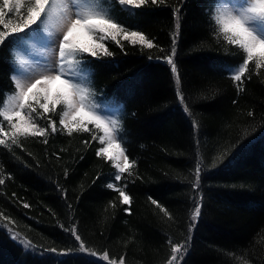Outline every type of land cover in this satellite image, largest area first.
I'll use <instances>...</instances> for the list:
<instances>
[{"label": "trees", "instance_id": "16d2710c", "mask_svg": "<svg viewBox=\"0 0 264 264\" xmlns=\"http://www.w3.org/2000/svg\"><path fill=\"white\" fill-rule=\"evenodd\" d=\"M102 1L115 23L153 42L148 49L122 35L119 44L106 37L103 45L112 56L103 55V49H98L100 59L79 55L95 97L121 107L118 138L135 164L121 174L115 161L97 156L102 129L93 123L89 131L69 135L59 123L63 104L44 114L56 122L57 132H51L48 119L37 117L38 126L48 128L45 136L19 137V145L10 148L0 145L5 181L0 185V264H110L100 258L105 251L111 260L123 257L124 264H168L172 244L182 246L177 264H264V68L250 61L243 82L234 81L231 70L244 54L212 16L218 0H164L139 9ZM176 7L181 8L178 32ZM20 15H7L9 27L0 31L10 32L22 22ZM32 33L26 30L0 45V107L16 89L14 49ZM174 34L175 74L164 59L172 55ZM29 102L42 112L29 100L25 117ZM0 126L11 134L3 116ZM197 161L204 169L199 189L193 187ZM120 189L129 204L121 203ZM194 201L201 207L195 221ZM73 226L86 251L65 231ZM22 240L32 247L26 249Z\"/></svg>", "mask_w": 264, "mask_h": 264}, {"label": "snow or ice", "instance_id": "6c2138e0", "mask_svg": "<svg viewBox=\"0 0 264 264\" xmlns=\"http://www.w3.org/2000/svg\"><path fill=\"white\" fill-rule=\"evenodd\" d=\"M78 11L72 12L71 8L67 3L61 5L63 12L59 15L57 30L55 32H49L47 39L58 46L59 60H53L49 65L43 66L42 70L38 73L39 79L30 78L27 81L21 80L19 78L13 77L15 81L16 94L12 97L13 105L0 111V116H3L4 120L8 122L11 129V134L6 132L2 126H0V136L8 137L11 141L9 144L8 140L0 138V145L5 147H11V145H19V137L23 136H45L48 132V128L39 127L35 122L37 117L49 120V127L52 133L58 131L56 122L50 118L44 117L45 113L55 112L56 106L58 104H63L65 106V111H63L59 123L63 126V129L67 130V133L71 135L73 131H89L88 124L82 123L76 120V115L83 112L86 108L89 109L87 115L89 117V123L95 124L96 128H103L105 136L108 137V147H102L97 151V156H104L113 161L117 160L116 155H112L109 152V147L113 145L114 140V128L104 119V116L98 114L97 111L93 109H98L99 106L91 104L89 102L90 90L80 86L73 82V77H77L81 69L77 68V71L72 73V76L62 80V83L66 85L68 91L66 95H57L55 100H51L48 94L41 97L38 91H33L34 89L43 88L45 84L52 80H61V77L65 75V64L64 61L67 57H76L82 54H89L93 59H100L101 52L98 49H103V55L112 56L113 54L108 51L103 44L89 46L84 43H77L74 33L77 29H85L88 33H96L97 31L104 33L106 36L110 37L112 41L117 44L120 43L117 40L118 36H123L124 40L130 41L131 44H140L146 46L148 49L153 47V42L148 39L143 32L139 31H127L123 27V23H114L113 19L108 18L106 11L102 10L99 6L98 0H73ZM121 6H134V8L139 9L141 6H146L149 2L152 5L162 4L164 0H118ZM50 0H28L27 5L25 0H2L0 3V27L7 29L8 24L5 23V17L10 15L13 11L20 15V20L22 22L11 26L9 31H0V45L10 42L12 39L18 37L20 34L27 31L39 30L40 25L45 23V17L49 15ZM26 8V14L24 13ZM129 12L132 11L131 8L128 9ZM181 12L180 7L173 9V15L176 16V27L177 32L180 28V17ZM216 23L220 25V31L225 34V38L232 45H238L240 49L243 50V62L238 68L234 69L235 75L233 77L236 82H243L242 78L246 71L250 70L249 62H255L256 69L264 68V52L259 55L255 54V49L257 46L264 48V33L258 31L254 26L256 21H264V0H240V2L233 3L232 0H222L221 5L217 8V13L215 16ZM176 35L174 34L172 40V55L166 56L164 59L167 64L171 66L172 73H177V66L173 56L176 54ZM122 47V46H121ZM80 61H76L75 65H68V67L78 66ZM50 73V74H49ZM82 78V77H81ZM177 85V95L180 102H184V96L180 91V77L176 76ZM240 85L237 84L239 90ZM29 96L35 104L39 105V109L42 112H37L33 103H27V109L29 110V115L25 117L22 115V110L25 109V102L28 101ZM187 112L188 109L185 108ZM33 113L36 115L34 116ZM75 113V115H72ZM190 114V113H189ZM252 115V113H249ZM14 117L17 118L14 120ZM112 125L116 124V121L111 122ZM194 127L196 122H193ZM105 136H101L99 139L104 141ZM95 138V137H94ZM45 143L47 141L45 140ZM87 144L88 142L85 141ZM118 146V145H117ZM123 159V163H117L116 168L119 169V173L129 172L135 161L129 162L128 156L124 155L123 151L118 154ZM219 162V158L215 163ZM204 169L201 167V163L197 161L196 165V183L194 184L195 189L200 187V175ZM68 173L65 171V176ZM115 180L120 181L121 175L116 174ZM5 183L4 179H0V185ZM108 188H113V184L109 183ZM15 195V194H13ZM119 195L122 198L121 203L129 204L130 197L126 194L123 189H120ZM151 203L160 208V210L168 216L169 213L164 209L157 200L149 197ZM195 210L192 213L191 219L195 221L197 217L201 214V207L198 201H194ZM25 208L30 207L28 204H24ZM71 207V205H69ZM128 211V209H125ZM0 215H3L0 213ZM7 219V217H4ZM63 228V225H61ZM11 231V230H9ZM65 231H70L74 240L80 242V250L86 251L82 238L77 234V229L73 226L71 229H65ZM18 234H13V239H18ZM21 243L27 249L32 247L30 241L22 240ZM181 245L172 244L171 251L172 257L168 261V264H175L177 255L181 254ZM55 252V249H52ZM70 252H61L60 255H69ZM103 259L108 261L109 253L104 252ZM110 264H116L115 261H111ZM119 264H124V258L121 257Z\"/></svg>", "mask_w": 264, "mask_h": 264}, {"label": "rangeland", "instance_id": "374dc122", "mask_svg": "<svg viewBox=\"0 0 264 264\" xmlns=\"http://www.w3.org/2000/svg\"><path fill=\"white\" fill-rule=\"evenodd\" d=\"M99 6L102 10L106 11L108 18H111L108 6L103 3L102 0H98ZM233 3H239L240 0H232ZM2 3V0H0ZM67 3L71 8L72 12L75 13L78 11L73 0H50L49 6V15L45 17V23L40 25L39 30H34L31 36L23 37V39L18 43L17 47L14 49V57H15V72L13 73V77L19 78L21 80L27 81L30 78L39 79L38 73L42 70L43 66L49 65L53 60H59L58 46L52 43L49 39H47L48 33L55 32L57 30V24L59 15L63 12V8L61 5ZM222 0H218L212 10V16L215 18L217 13V8L221 5ZM112 19V18H111ZM115 23V21L113 20ZM253 26L260 32L264 33V21H256ZM220 27V25H219ZM75 39L77 43H84L89 46H95L103 44L104 38L108 37L104 33L97 31L96 33H88L85 29H77L74 33ZM264 52V48L257 46L255 49V54H260ZM76 61H80L78 66L68 67V65H75ZM65 64V75L61 77V80H52L43 86V88L34 89L33 91H38L40 96L42 97L45 92L51 98V100H55L57 95H66L67 87L62 83V80L72 76L74 71H77V68L81 69L80 73L77 77H73V82L79 84L80 86L90 90V98L89 102L91 104L99 106L102 111L98 109H93L97 111L98 114L104 116V119L114 128V140L115 142L111 147H109V152L112 155L117 156V160H115V164L123 163L122 157L118 154L120 151L124 152V147L122 146L118 136H119V127L121 121V107L116 104H106L100 102L94 95V92L91 88V78L89 72L81 66V58L80 56L76 57H67L64 61ZM239 66L233 67L231 72L235 75L234 69ZM50 74V73H49ZM82 77V78H81ZM15 82V81H14ZM16 94V89L13 92L7 94L3 104L0 107V110L13 105L12 97ZM33 101L31 96H29L28 101ZM26 101V102H28ZM25 102V103H26ZM66 110V109H65ZM89 109L86 108L83 112H80L79 115H76V120L82 123L89 124V117L87 115ZM22 115L24 112L22 110ZM72 115H75L73 113ZM25 116V115H24ZM15 118V117H14ZM16 120V119H14ZM116 121L115 125H112L111 122ZM102 129L101 136H105V133ZM103 142V147H108V137L105 136ZM118 145V146H117ZM119 170V169H118ZM104 255H101L100 258L103 259ZM180 254L177 255V259L175 264H177L179 260ZM104 260V259H103ZM111 261H115L116 264H119V261L108 259V263Z\"/></svg>", "mask_w": 264, "mask_h": 264}]
</instances>
